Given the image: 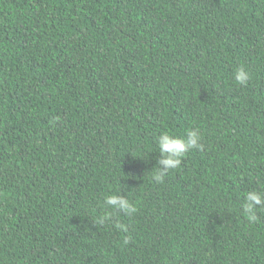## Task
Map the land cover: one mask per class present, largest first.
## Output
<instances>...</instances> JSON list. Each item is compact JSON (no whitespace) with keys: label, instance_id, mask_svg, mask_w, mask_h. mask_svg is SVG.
Instances as JSON below:
<instances>
[{"label":"trees","instance_id":"1","mask_svg":"<svg viewBox=\"0 0 264 264\" xmlns=\"http://www.w3.org/2000/svg\"><path fill=\"white\" fill-rule=\"evenodd\" d=\"M191 130L156 182L160 134ZM252 191L264 0H0V264H264Z\"/></svg>","mask_w":264,"mask_h":264},{"label":"clouds","instance_id":"2","mask_svg":"<svg viewBox=\"0 0 264 264\" xmlns=\"http://www.w3.org/2000/svg\"><path fill=\"white\" fill-rule=\"evenodd\" d=\"M234 79L237 84L244 86L250 79L249 73L243 68H239L235 72ZM201 136L198 130L188 131L185 138L170 135L167 132L161 133L158 140L159 151L164 157L158 163L163 165V169L154 174L156 182L163 180L164 174L168 170L176 169L181 165L182 157L190 149L203 150L204 145L200 142ZM242 205L243 213L250 222H255L257 219L258 207H264V192L252 191L248 192L244 198ZM105 206L112 209L116 213H124L131 215L137 211L130 201L124 197L117 195H108L105 197ZM112 214L106 212L105 215L97 218L96 223L104 225L110 222ZM115 228L125 230L124 225L116 223ZM127 241H125L126 243Z\"/></svg>","mask_w":264,"mask_h":264}]
</instances>
